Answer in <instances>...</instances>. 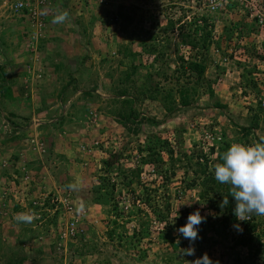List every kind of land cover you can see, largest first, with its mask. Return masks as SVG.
<instances>
[{
  "label": "rangeland",
  "instance_id": "1",
  "mask_svg": "<svg viewBox=\"0 0 264 264\" xmlns=\"http://www.w3.org/2000/svg\"><path fill=\"white\" fill-rule=\"evenodd\" d=\"M12 1L0 0V264H192L205 253L213 264H264V216L252 215L253 243L238 244L236 222L223 225V212L200 197L205 173L195 165L214 141L264 137V28L244 19L246 4L229 0L215 11L205 0H49L37 33ZM63 11L68 20L54 23ZM202 18L213 31V89L183 74L180 59L194 56L181 42ZM243 23L247 35L236 28ZM186 86L189 106L179 102ZM157 145L161 162L142 164ZM108 184L116 185L112 203L96 193ZM197 209L207 220L190 245L177 229ZM21 213L33 221H18ZM72 221L75 235L65 237ZM190 246L195 256L182 255Z\"/></svg>",
  "mask_w": 264,
  "mask_h": 264
},
{
  "label": "trees",
  "instance_id": "2",
  "mask_svg": "<svg viewBox=\"0 0 264 264\" xmlns=\"http://www.w3.org/2000/svg\"><path fill=\"white\" fill-rule=\"evenodd\" d=\"M229 7H234L235 4L234 3H228ZM248 16H245L244 19H247ZM250 18V17H249ZM202 22L204 23L203 25L200 24L199 20H195V22L192 24V30L190 33H187L186 35L183 36V40L181 42V45L186 46L192 50L195 51L194 56H190V60H184V58L181 56L180 59L182 61H184L183 65H182V69H183V74L188 75V78H191L192 76H195L197 78V81L201 84L206 83L208 84L210 89H213L212 87L215 84L210 81L207 76H206V71L208 68V64L210 61V49L211 46L213 45V31L211 29H209V21L207 20V18H202L201 19ZM243 23V25L241 26L240 24H238L236 26V28L240 31V35H247L246 33H243L245 25ZM244 26V27H243ZM213 28V26H212ZM253 29V28H252ZM264 54V46H263V50L259 53V55H261V58L263 57ZM133 56V54H132ZM259 57V56H258ZM158 60V59H157ZM132 62H135L134 59H132ZM133 67L135 69H137V66L134 65L133 63ZM154 75H159V72L155 71L154 73H150L148 75L149 79H153ZM158 91L157 88H154ZM193 88H190L188 86L181 88L178 92H179V102L181 105L183 106H189L190 102V91ZM213 91V90H212ZM125 96V94H123ZM172 97V96H171ZM152 99H154V96L151 95ZM173 98V97H172ZM135 99H131L130 100V106H129V114L134 117V115H136L135 110H134V103H135ZM174 108L173 106H169L167 108L168 111H172ZM245 129V128H244ZM213 137V134H212ZM216 137V136H215ZM215 139V138H214ZM219 139V138H218ZM167 143V142H165ZM217 141H214L213 144H211L212 146L209 147V151L208 153H204L201 152V154L198 156L195 165L197 167L200 168V170L196 171V173L201 172L202 174L205 173V177L203 180V191L200 193V197L206 201H208L210 203V207L212 209H215L217 211H222L223 212V217L221 220V223L223 225H225L226 227H228V225H230L233 222H238L235 215L233 214V209L235 207V202L233 200V198L231 196H229V205L223 209H221L220 207V202L222 201L224 196H227L229 194V189L230 186L227 184H220L219 182H217L214 178V173L209 172V168H210V157L216 155V158L213 161H216L217 164L218 163H222V155L228 150V148L233 144L231 141L229 140H223V142L219 145L216 146ZM168 145V143L166 144ZM165 144L163 145V147L166 146ZM158 147H160V149L162 148L161 145H157V150L155 147H148V155L144 156V162L142 164H151V163H157V162H161V154H160V150H158ZM166 149V148H164ZM170 154H173L172 150H167ZM204 153V154H203ZM164 163V161L162 162ZM104 166L103 169L109 171L112 166H113V162H109V161H105L104 162ZM141 168L136 169L135 172H128V174H125L126 177H124V180L126 185L130 186L132 183H134V177L136 178L140 176V172H141ZM196 180L194 179L191 183V185L189 186L190 188H193L196 185ZM110 183V182H109ZM115 184H112L110 186V184L106 185V186H101V188H96V193L100 195V198H104L106 200V202H114L115 198H114V192H115ZM109 188V189H108ZM105 189V192H102ZM115 203H117V201H115ZM117 207V206H115ZM166 216H162L160 217V220L165 221ZM238 223L241 224L243 231L241 234L240 239L238 240V244L243 245L245 247H249L253 241H254V236L253 234L256 232L258 224L254 222L253 216L251 220H247V221H239ZM134 237H143L140 233L134 231ZM140 237V238H141Z\"/></svg>",
  "mask_w": 264,
  "mask_h": 264
},
{
  "label": "clouds",
  "instance_id": "3",
  "mask_svg": "<svg viewBox=\"0 0 264 264\" xmlns=\"http://www.w3.org/2000/svg\"><path fill=\"white\" fill-rule=\"evenodd\" d=\"M50 4L49 1L48 5ZM23 13L27 17V12ZM68 18L69 13L63 11L54 17L53 22L63 24ZM26 19L28 28H31L28 18ZM44 23L46 26V20ZM222 161L214 168V178L220 184L229 185L230 189L229 194L224 196L220 202L221 209L229 205V196H231L235 202L233 214L238 222L247 221L253 214L264 216V137H260L256 143L252 144L233 143L222 155ZM69 187L74 188L75 186L69 185ZM187 204L191 206V203ZM176 217L173 218V223ZM17 219L20 222L31 223L34 215L21 213L18 214ZM206 220L207 216L201 215V211L197 209L189 214L186 223L177 231L180 236L190 242V245H194L199 239V226ZM238 222L233 225V228L237 232H242L243 228ZM182 255L195 256V247L190 246L183 249ZM192 264H213V261L205 253L193 260Z\"/></svg>",
  "mask_w": 264,
  "mask_h": 264
},
{
  "label": "built area",
  "instance_id": "4",
  "mask_svg": "<svg viewBox=\"0 0 264 264\" xmlns=\"http://www.w3.org/2000/svg\"><path fill=\"white\" fill-rule=\"evenodd\" d=\"M206 7L210 10H218L224 6L229 0H205ZM240 3H245L249 11V17L256 20L258 25L264 28V0H237ZM49 0H14L11 3V11L20 15L24 11L27 12V18L31 28L35 32H43L45 27L44 19L40 18V10L47 6ZM42 34V33H41ZM41 34L39 36H41ZM38 36V37H39ZM264 107V101H263ZM207 139H214L211 135L206 136ZM215 140V139H214ZM34 142V140H33ZM252 216L248 219L251 220ZM76 232L75 221L69 222L66 229L65 237L74 236Z\"/></svg>",
  "mask_w": 264,
  "mask_h": 264
},
{
  "label": "crops",
  "instance_id": "5",
  "mask_svg": "<svg viewBox=\"0 0 264 264\" xmlns=\"http://www.w3.org/2000/svg\"><path fill=\"white\" fill-rule=\"evenodd\" d=\"M233 80H234V81H238V78H234Z\"/></svg>",
  "mask_w": 264,
  "mask_h": 264
}]
</instances>
